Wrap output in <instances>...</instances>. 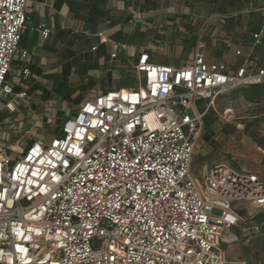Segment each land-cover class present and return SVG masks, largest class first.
I'll list each match as a JSON object with an SVG mask.
<instances>
[{
  "label": "built area",
  "instance_id": "built-area-1",
  "mask_svg": "<svg viewBox=\"0 0 264 264\" xmlns=\"http://www.w3.org/2000/svg\"><path fill=\"white\" fill-rule=\"evenodd\" d=\"M31 2L0 0V94L20 100L27 93L15 94L9 77L16 55L30 75L19 46ZM204 47L181 67L140 54L138 88L85 102L59 135L26 151L0 126V264H229L225 246L237 237L228 233L246 221L235 205L264 215V179L228 163L195 177L192 161L218 96L264 83V70L230 75L206 65Z\"/></svg>",
  "mask_w": 264,
  "mask_h": 264
},
{
  "label": "crops",
  "instance_id": "crops-1",
  "mask_svg": "<svg viewBox=\"0 0 264 264\" xmlns=\"http://www.w3.org/2000/svg\"><path fill=\"white\" fill-rule=\"evenodd\" d=\"M28 16L19 49L28 54L30 75H22L16 55L9 77L14 93L27 97L0 94L6 140L20 127L39 126L47 112L62 126L75 115L73 103L79 110L108 91L138 88L135 64L142 53L155 65L181 67L193 62L203 42L208 66L222 64L230 75L247 65L264 70V0H32ZM43 26L51 30L48 39ZM100 33L108 42L100 41ZM256 34H263L258 45ZM204 105L198 100L196 110L202 112ZM247 171L264 179L263 168ZM235 208L244 217L252 212L247 203Z\"/></svg>",
  "mask_w": 264,
  "mask_h": 264
},
{
  "label": "rangeland",
  "instance_id": "rangeland-1",
  "mask_svg": "<svg viewBox=\"0 0 264 264\" xmlns=\"http://www.w3.org/2000/svg\"><path fill=\"white\" fill-rule=\"evenodd\" d=\"M130 81L132 85H136L135 79ZM71 107L76 114L77 104L73 103ZM204 124L206 133L199 142L192 161L195 177L204 172V167L217 163H228L236 168L252 171L264 169V148L259 147V142L264 138V103L254 105L241 99L218 98ZM61 127L53 113L47 112L39 126L20 127L18 134H9L7 144L16 147L15 144L19 141L17 146L26 151L36 138L59 135ZM11 153L17 156L16 153ZM245 217L246 221L242 226L228 233L236 236L237 240L226 245L227 261L229 264H264V244L252 233L261 222L263 214L249 212ZM251 234L253 238L247 237Z\"/></svg>",
  "mask_w": 264,
  "mask_h": 264
},
{
  "label": "trees",
  "instance_id": "trees-1",
  "mask_svg": "<svg viewBox=\"0 0 264 264\" xmlns=\"http://www.w3.org/2000/svg\"><path fill=\"white\" fill-rule=\"evenodd\" d=\"M224 97H229L232 99H241L249 104L260 105L264 103V83L258 85L239 87L235 90L227 92V94L218 96V98H224ZM213 144L215 145V143ZM259 147L264 148V138L261 139V141L259 142ZM257 226L258 229L257 230L254 229L255 231L252 233L255 235L254 237L261 239L264 244V215L261 222H259ZM250 236H252V234L247 237L250 238Z\"/></svg>",
  "mask_w": 264,
  "mask_h": 264
}]
</instances>
